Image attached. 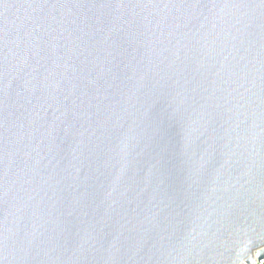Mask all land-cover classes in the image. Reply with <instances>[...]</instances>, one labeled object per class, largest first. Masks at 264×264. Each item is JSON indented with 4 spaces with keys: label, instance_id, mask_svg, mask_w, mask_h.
<instances>
[{
    "label": "water",
    "instance_id": "95a60500",
    "mask_svg": "<svg viewBox=\"0 0 264 264\" xmlns=\"http://www.w3.org/2000/svg\"><path fill=\"white\" fill-rule=\"evenodd\" d=\"M264 259V0H0V264Z\"/></svg>",
    "mask_w": 264,
    "mask_h": 264
},
{
    "label": "built area",
    "instance_id": "2783aa9c",
    "mask_svg": "<svg viewBox=\"0 0 264 264\" xmlns=\"http://www.w3.org/2000/svg\"><path fill=\"white\" fill-rule=\"evenodd\" d=\"M255 264H264V259L263 260H261V261H256V263Z\"/></svg>",
    "mask_w": 264,
    "mask_h": 264
}]
</instances>
